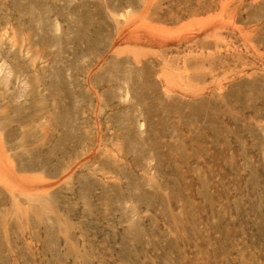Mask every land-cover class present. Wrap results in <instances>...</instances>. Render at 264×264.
<instances>
[{"label": "rangeland", "instance_id": "obj_1", "mask_svg": "<svg viewBox=\"0 0 264 264\" xmlns=\"http://www.w3.org/2000/svg\"><path fill=\"white\" fill-rule=\"evenodd\" d=\"M0 264H264V0H0Z\"/></svg>", "mask_w": 264, "mask_h": 264}, {"label": "bare ground", "instance_id": "obj_2", "mask_svg": "<svg viewBox=\"0 0 264 264\" xmlns=\"http://www.w3.org/2000/svg\"><path fill=\"white\" fill-rule=\"evenodd\" d=\"M10 28V27H9Z\"/></svg>", "mask_w": 264, "mask_h": 264}]
</instances>
